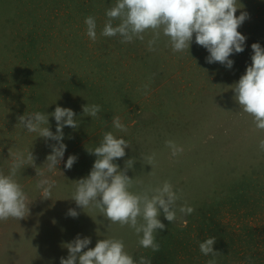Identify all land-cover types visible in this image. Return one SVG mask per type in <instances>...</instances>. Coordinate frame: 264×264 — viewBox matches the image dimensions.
<instances>
[{"label": "rangeland", "instance_id": "374dc122", "mask_svg": "<svg viewBox=\"0 0 264 264\" xmlns=\"http://www.w3.org/2000/svg\"><path fill=\"white\" fill-rule=\"evenodd\" d=\"M115 3L0 0V172L9 173L10 148L29 149L36 168L56 181L51 198L44 199L36 168L20 169L16 179L28 195L29 214L0 221V264H60L69 254L62 244L77 235L91 238L89 248L101 239H121L134 260L145 256L152 264H207L212 257L201 253L199 243L216 237L214 250L222 254L217 264H264V150L259 148L264 131L255 129L231 88L252 64L251 45L264 48V0H237L243 7L236 15L249 14L238 28L247 39L245 50L230 56L231 69L207 63L210 53L196 44L195 34L183 53H173L163 35L155 52L147 49L151 33L144 42L127 44L119 36H101L105 12ZM90 15L97 23L95 42L86 35ZM146 83L150 89L144 94ZM88 103L101 106L98 118L83 114ZM57 106L71 108L79 127H64L65 155L49 172L43 166L58 142L17 125L18 117L41 112L55 133L51 113ZM113 116L121 118L127 133L112 127ZM106 131L131 143L126 156L114 161L123 170L125 161L135 158L130 178L145 185L169 180L182 190L178 204L186 201L195 209L186 224L167 221L161 210L166 228L158 230V252L140 246V237L127 226L108 230L98 209L85 212L71 200L74 182L90 174L97 158L87 148L98 146ZM169 139L184 148L176 158L165 146ZM153 152L157 163L148 175L152 166L141 156ZM70 155L78 159L67 169ZM69 209L78 217L67 215Z\"/></svg>", "mask_w": 264, "mask_h": 264}, {"label": "clouds", "instance_id": "9594fccd", "mask_svg": "<svg viewBox=\"0 0 264 264\" xmlns=\"http://www.w3.org/2000/svg\"><path fill=\"white\" fill-rule=\"evenodd\" d=\"M242 7H238L237 0H116L105 12L107 20L100 35L119 36L120 42L127 44L136 40L144 42L145 34L151 33V38L147 40L149 52L157 51L156 46L163 35L168 38L173 53H183L190 49L195 34L196 44L210 53L206 58L207 63L219 62L231 69L234 61L230 56L242 53L247 39L238 31L249 15L243 11L239 16L236 15L237 10ZM117 20L119 23L114 26L113 21ZM84 23L87 27L86 35L95 42L96 18L90 15L85 18ZM251 47L254 53L251 57L252 64L231 88L240 109L253 118L255 129L264 131V48L259 43H253ZM142 88L144 94H147L150 84L146 83ZM101 111L98 104L88 103L83 106V114L93 119L98 118ZM51 115L56 121L55 133L50 130L49 116L41 112L18 117L17 125L27 132L37 133L38 137L45 140L58 142L51 145L52 152L46 157L43 166L49 172L57 169L65 155L67 146L63 143L64 127H79V122L74 119L76 114L71 108L57 106ZM111 124L117 131H128L119 116H113ZM130 146L129 141L117 138L112 131L104 132L98 146L87 148L89 154L97 158L90 174L74 182L71 200L84 211L98 209L108 221V230L113 224L127 226L140 237V246L158 252V230L166 228L159 218L161 210L167 221L174 223L181 220L186 224L184 218L195 209L186 201L182 205L178 204L182 199V190L174 189L169 180L156 185H145L137 177L130 178L127 171L134 169L135 158L126 160L125 167L121 170L114 161L125 157V149ZM165 146L173 158L184 152L183 146L171 139L165 141ZM259 148L264 150V139L259 141ZM9 154L12 160L9 173L6 175L0 172V221L10 218L20 221L28 216L29 203L28 195L16 177L25 166L36 168L35 158L29 149L13 151L10 148ZM77 159V156L70 155L65 167L71 169ZM141 159L143 164L152 166L153 170L148 175H153L157 163L156 153L142 155ZM36 173L40 177L36 187L41 190V197L51 198L56 181L47 178L41 168H36ZM137 186L139 190L133 191ZM67 215L76 218L79 213L75 209H69ZM215 243L216 237H209L199 243L201 253L212 257L207 264H217L216 257L222 255L214 250ZM90 244L91 238H81L80 235L70 243H63L62 247L69 254L67 258H60V264H152L151 259L145 256H141L139 261L134 260L125 250L121 239H101L94 248H89ZM84 249L88 250L83 251ZM248 259L251 260V257Z\"/></svg>", "mask_w": 264, "mask_h": 264}]
</instances>
